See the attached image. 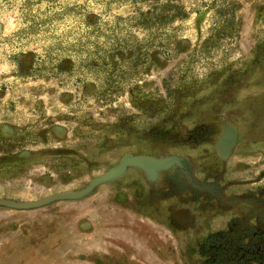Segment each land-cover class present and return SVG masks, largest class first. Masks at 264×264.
Here are the masks:
<instances>
[{
	"label": "rangeland",
	"instance_id": "374dc122",
	"mask_svg": "<svg viewBox=\"0 0 264 264\" xmlns=\"http://www.w3.org/2000/svg\"><path fill=\"white\" fill-rule=\"evenodd\" d=\"M29 67L42 77L58 72V93L81 89L70 85L71 75L79 85L120 89L125 101L140 80L156 103L171 101L166 86L195 89L189 106L199 114L189 113L191 121L202 112L210 123L217 110L243 142L220 168L262 173L264 185V0H0L2 97L26 95L33 82L13 75ZM33 98L46 107L51 97ZM42 169L31 164L26 174L3 179L0 199L41 201L90 183L58 191L57 178L44 179ZM112 182L79 200L0 206V264H194L168 227L121 205Z\"/></svg>",
	"mask_w": 264,
	"mask_h": 264
},
{
	"label": "flooded vegetation",
	"instance_id": "af4514ba",
	"mask_svg": "<svg viewBox=\"0 0 264 264\" xmlns=\"http://www.w3.org/2000/svg\"><path fill=\"white\" fill-rule=\"evenodd\" d=\"M27 56L31 63L33 54ZM27 70L13 75L33 82L26 95L5 98L0 89V184L40 162V176L56 177L58 191H76L127 159L165 162L150 169L136 162L126 165L111 180L121 205L168 227L185 245V256L196 257L194 264H264L262 173L251 175L240 165L226 169L243 142L232 121L217 110L210 123L202 121V112L196 123L191 121L189 113L199 114L189 106L195 105V89L170 91L166 86L163 97L171 101L156 103L140 80L127 90L125 101L120 89L79 85V77L71 75L70 85L81 89H75L76 95L60 94L58 72L42 77ZM42 93L51 97L46 107L38 98L29 99ZM54 94L60 95L52 106ZM228 137L231 146L224 148Z\"/></svg>",
	"mask_w": 264,
	"mask_h": 264
},
{
	"label": "water",
	"instance_id": "95a60500",
	"mask_svg": "<svg viewBox=\"0 0 264 264\" xmlns=\"http://www.w3.org/2000/svg\"><path fill=\"white\" fill-rule=\"evenodd\" d=\"M231 140L230 137L224 139L222 141V145L224 148L230 147L231 146ZM139 163L142 164V167L147 168H152L154 165L155 166H164L165 162H154L151 163L149 160H135V159H127L124 160L119 166L113 168L110 172L107 173V175L99 177L94 179L86 188H84L81 191H78L76 193H63V194H57L53 195L52 197H49L47 199L41 200V201H34V202H25V203H17L13 201H7V200H1L0 199V206L8 207V208H13V209H20V210H28V209H34V208H39L42 207L43 205L52 202V201H57V200H79L82 199L86 196H88L92 191L98 187L100 184L105 183L107 181H110L114 178H116L118 175H120L124 170L126 165L129 163Z\"/></svg>",
	"mask_w": 264,
	"mask_h": 264
},
{
	"label": "bare ground",
	"instance_id": "6f19581e",
	"mask_svg": "<svg viewBox=\"0 0 264 264\" xmlns=\"http://www.w3.org/2000/svg\"><path fill=\"white\" fill-rule=\"evenodd\" d=\"M230 136V135H229ZM231 138V137H230Z\"/></svg>",
	"mask_w": 264,
	"mask_h": 264
}]
</instances>
